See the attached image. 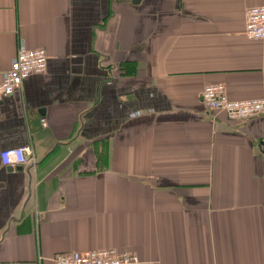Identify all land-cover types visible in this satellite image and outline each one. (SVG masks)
<instances>
[{
	"label": "crops",
	"instance_id": "crops-1",
	"mask_svg": "<svg viewBox=\"0 0 264 264\" xmlns=\"http://www.w3.org/2000/svg\"><path fill=\"white\" fill-rule=\"evenodd\" d=\"M264 0H0V84L20 42L48 69L0 103V264L116 249L140 264H264ZM31 146L35 163L4 166Z\"/></svg>",
	"mask_w": 264,
	"mask_h": 264
},
{
	"label": "built area",
	"instance_id": "built-area-1",
	"mask_svg": "<svg viewBox=\"0 0 264 264\" xmlns=\"http://www.w3.org/2000/svg\"><path fill=\"white\" fill-rule=\"evenodd\" d=\"M245 35L250 40L264 41V6L252 7L246 13ZM49 55L46 50H28L20 42L11 69L4 74L0 84V103L19 93L25 82L48 69ZM203 103L215 112L223 113L229 121L242 122L264 114V98L235 101L229 97L223 84L209 85L202 93ZM4 166L18 169L35 163L31 146L10 148L1 152ZM54 264H140L136 255L105 249L85 252L60 253L52 258Z\"/></svg>",
	"mask_w": 264,
	"mask_h": 264
},
{
	"label": "water",
	"instance_id": "water-1",
	"mask_svg": "<svg viewBox=\"0 0 264 264\" xmlns=\"http://www.w3.org/2000/svg\"><path fill=\"white\" fill-rule=\"evenodd\" d=\"M133 2L135 3V4H138L139 2H140V0H133ZM23 169V167H20V168H18L17 170H22Z\"/></svg>",
	"mask_w": 264,
	"mask_h": 264
}]
</instances>
